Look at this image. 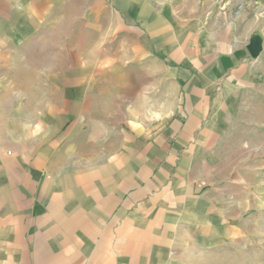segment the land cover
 Here are the masks:
<instances>
[{
    "label": "crops",
    "instance_id": "crops-1",
    "mask_svg": "<svg viewBox=\"0 0 264 264\" xmlns=\"http://www.w3.org/2000/svg\"><path fill=\"white\" fill-rule=\"evenodd\" d=\"M199 5L0 0L3 78L32 84L24 109L0 83V264H179L261 213L260 60ZM51 51L90 53L55 59L54 98Z\"/></svg>",
    "mask_w": 264,
    "mask_h": 264
},
{
    "label": "rangeland",
    "instance_id": "rangeland-1",
    "mask_svg": "<svg viewBox=\"0 0 264 264\" xmlns=\"http://www.w3.org/2000/svg\"><path fill=\"white\" fill-rule=\"evenodd\" d=\"M200 10L207 13L210 18L212 26L221 30L223 34H227V37L234 43L239 44L242 48H245L248 52V45L257 43L259 49L256 56L260 60V68L264 76V0H199ZM44 38V37H43ZM42 38V39H43ZM53 39V37H51ZM75 36H69L65 39H74ZM70 47V46H69ZM250 53V52H249ZM38 54V53H37ZM40 56L45 53H39ZM251 54V53H250ZM51 56L52 67L50 68H37L36 71L41 73H51L52 77V91L53 98L55 95V88L58 86L60 77H56L57 72L71 73L73 68H58L55 67V59L65 55L68 59V64L74 63L73 59L76 55H82L84 57L89 56V52H47L46 56ZM22 69H3L0 67V83L2 87L9 88L13 91V98L17 96H24L21 100L24 109L28 106V102H32L31 98H27L28 88L31 90L32 84L29 79H5L3 77H15ZM31 69H23V71H29ZM21 76V74H20ZM22 77V76H21ZM71 78V77H69ZM43 79H36L35 99L36 106H40L42 91H40L43 85ZM24 91L25 93H20ZM29 97L32 96L31 92H28ZM28 99V100H27ZM54 101V99H53ZM143 117V116H142ZM22 119L30 118L26 112L21 115ZM144 119V117H143ZM228 207V206H227ZM233 210L225 214L230 216L234 215ZM257 213L251 211V213L245 214L244 221L238 222L237 228L240 226L243 234H236L237 228L230 227L228 229V235L223 236L224 231L219 232L218 228L206 229L205 234L211 233V237L205 242L203 238L198 235L194 237L190 242L182 243L177 247L178 263L179 264H264V209ZM218 213L213 215L212 220L217 219ZM248 215V216H247ZM250 215V217H249ZM247 217H249L247 219ZM247 219V220H246ZM233 221L232 219L229 221ZM233 223L236 224L235 220ZM240 229V230H241ZM239 230V229H238ZM208 236V235H203Z\"/></svg>",
    "mask_w": 264,
    "mask_h": 264
},
{
    "label": "water",
    "instance_id": "water-1",
    "mask_svg": "<svg viewBox=\"0 0 264 264\" xmlns=\"http://www.w3.org/2000/svg\"><path fill=\"white\" fill-rule=\"evenodd\" d=\"M259 49V46L257 43H252L250 45H248V50L251 53L252 56H256L257 55V51Z\"/></svg>",
    "mask_w": 264,
    "mask_h": 264
}]
</instances>
